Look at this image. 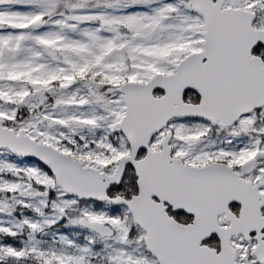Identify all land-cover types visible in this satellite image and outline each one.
<instances>
[{
  "label": "snow or ice",
  "instance_id": "obj_1",
  "mask_svg": "<svg viewBox=\"0 0 264 264\" xmlns=\"http://www.w3.org/2000/svg\"><path fill=\"white\" fill-rule=\"evenodd\" d=\"M0 264H264V0H0Z\"/></svg>",
  "mask_w": 264,
  "mask_h": 264
}]
</instances>
